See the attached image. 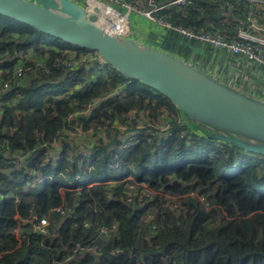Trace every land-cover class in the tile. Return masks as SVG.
Returning a JSON list of instances; mask_svg holds the SVG:
<instances>
[{"label": "trees", "instance_id": "1", "mask_svg": "<svg viewBox=\"0 0 264 264\" xmlns=\"http://www.w3.org/2000/svg\"><path fill=\"white\" fill-rule=\"evenodd\" d=\"M25 50L32 73L0 95V264H264V155L208 136L92 51L0 14V66ZM130 114L169 132H124ZM79 129L82 148L69 138Z\"/></svg>", "mask_w": 264, "mask_h": 264}, {"label": "water", "instance_id": "2", "mask_svg": "<svg viewBox=\"0 0 264 264\" xmlns=\"http://www.w3.org/2000/svg\"><path fill=\"white\" fill-rule=\"evenodd\" d=\"M0 14L96 52L121 75L165 97L186 122L205 128L208 136L264 155L263 98L228 86L164 49L126 36L128 28H118L115 19L121 17L114 18L112 11H97L74 0H0ZM164 41L173 42L167 37Z\"/></svg>", "mask_w": 264, "mask_h": 264}, {"label": "built area", "instance_id": "3", "mask_svg": "<svg viewBox=\"0 0 264 264\" xmlns=\"http://www.w3.org/2000/svg\"><path fill=\"white\" fill-rule=\"evenodd\" d=\"M94 1L96 0H83L81 4L85 3L86 5L90 6V4H92ZM103 1L108 3L109 6L119 10L118 12H122L124 9L137 10L140 14L152 21H160L162 17L166 15V13L163 12L164 9L177 8L181 12H185V7L192 4V0H136V2H133L132 0ZM143 1L148 6L147 9L143 8ZM244 1L247 2L248 8H246V10L241 15H236L231 11L233 5L229 2V0H220V6H222L224 3V5H227L230 8L229 13L226 10H222L221 14L222 12L225 14L228 13L230 18H236L231 34H228L226 29L213 31L207 29L202 31L183 29L184 27L181 26L182 24H177L175 22H167L165 24L177 32L186 35V39L191 42L206 43L215 48L223 49L232 55L244 57L250 62L255 63L261 72H264V0ZM89 56L91 59L96 60L101 67L106 65L101 61L96 52L92 51ZM27 59V56H21L22 61H26ZM83 59L87 60V57L84 55ZM23 67L24 65L17 63L13 64L11 69H4L5 67L2 68V66H0V95H2L6 90L17 86L19 82L24 79V77L21 78L22 71H24L26 75L32 73L28 67ZM20 78L21 80H19ZM127 117L128 121L137 120L134 114H130ZM165 120L170 119L167 118ZM139 122L141 123V121ZM143 127L145 126L142 125L139 130L143 129ZM126 128L127 127H125V129ZM159 128H163V131L165 132L153 134L151 131H149V133L152 135H165V133L169 132L167 127L163 126ZM122 130H124V127ZM46 224V219L41 218L37 225V229L43 231V228ZM104 232H106V230H104Z\"/></svg>", "mask_w": 264, "mask_h": 264}, {"label": "crops", "instance_id": "4", "mask_svg": "<svg viewBox=\"0 0 264 264\" xmlns=\"http://www.w3.org/2000/svg\"><path fill=\"white\" fill-rule=\"evenodd\" d=\"M132 1L136 2V0ZM76 2L79 3V1ZM142 6L144 9L148 8L144 1ZM168 9L163 10L166 15H164L160 21L149 20L137 10L130 11L128 13L130 16V24L126 36L132 37L144 44L164 49L193 64L216 80L244 93L253 94L264 99V91H261V89L257 87L258 84H264V72H261L255 63L250 62L244 57L232 55L223 49L215 48L206 43L185 42L179 32L165 24L167 22L173 23V20H176L175 22H183L182 20H178L181 19L182 16L179 15V10L177 8L173 9V16H170V11H168ZM222 15L223 17L219 19L214 18L213 20L207 21L206 23L208 25L204 24V26L212 31L226 29L227 33L231 34L236 18H230L228 13L225 14L222 12ZM213 21L220 22V24L209 25ZM192 24H195V22H191L190 26ZM165 37L170 38L173 42L166 43L164 41ZM180 42L183 44V47L176 45ZM241 74L249 75L252 84L240 82L239 77H241Z\"/></svg>", "mask_w": 264, "mask_h": 264}, {"label": "rangeland", "instance_id": "5", "mask_svg": "<svg viewBox=\"0 0 264 264\" xmlns=\"http://www.w3.org/2000/svg\"><path fill=\"white\" fill-rule=\"evenodd\" d=\"M75 1H77V0H75ZM78 1H79L80 4L83 2V0H78ZM237 1L244 2V0H237ZM194 2H195V0H192V6L193 7H190L187 11L181 12L179 10V15L182 16V18L181 19H178V20H182L183 21V25H181L182 27H184L183 29H191V30H202V31H205L208 28L206 26H204V24L205 25H208L206 22L209 21V20H213L214 18L213 17L210 18L209 17L210 15H206V13L204 11L205 9H203L202 7H197V5H195ZM94 3H98V4H94ZM90 6L93 7V8H95V9H97V11H102V10L112 11L114 18H115V14L119 15L123 21H126L125 22L126 23V28H129V24H130V22H129V20H130L129 17L130 16H129L128 13L130 11H136V10H131V9H124L122 12L121 11L118 12L119 10L115 9L112 6H109L108 3H105L103 0H96V1L92 2V4H90ZM189 6L190 5H188L186 7L188 8ZM101 7H105V9L104 8H101ZM140 8H141V6H140ZM224 8H225V6L222 5L218 10H216V13L219 12V11L221 12L222 10H224ZM199 14H204L203 15L204 16V20L200 21L198 24H194V25L192 24L190 26L191 22H193V18L194 17H199ZM221 17H223V15L220 13V15L217 18L219 19ZM173 21L175 22L176 20H173ZM175 23H177V22H175ZM219 24H220V22L213 21L209 25H219ZM179 34L183 38H187L186 35L181 34V33H179ZM46 39L47 40H51V38H49V37H46ZM21 56H27L28 57L27 60H29V63L31 61H33V59H34L27 50L20 51L17 55H13V58H16L17 57L18 59H21ZM17 64H23V61L22 60H19V61H17ZM26 67H28L29 70H31V72H32L33 65L29 64ZM99 71L102 72V73H107L108 70H106V69L103 70L101 68ZM23 72L24 71H22V77L21 78H23V77L24 78H27L28 74L26 75L25 72L24 73ZM70 76H71L72 79L74 78V75L73 74H70ZM240 76H241V77H239L240 78V82L245 83V84H252L250 82L252 80H251V78H250L249 75H247V74L246 75L241 74ZM21 78L19 80H21ZM84 78H87V77L84 76ZM90 78L95 79V71L92 72V73H90ZM22 81H20L18 85L22 84ZM257 87L260 88L261 91H264V84H261V85L258 84ZM131 121H133V120H130L129 122H131ZM92 127H95V126H92ZM141 127H142L141 123L138 120H136V123H133L130 127H127L126 129L124 128L123 131L124 132H134V131L139 130V128H141ZM143 129H146L147 131H151V133H153V134H158V133H164L165 132V131H163L164 130L163 128H159L158 126H150V127L145 126V127H143ZM85 133L86 132L82 131L81 129L77 130L76 132H72V134L69 137L70 140H71V142H72V144L75 145L77 148H82V146H84L85 145V142H86V140L84 139V136H87V134H85ZM81 181L83 182L84 180H81ZM142 186L143 187H141V193H145L146 196H148L149 194H151L149 192V186H147L146 184H143ZM61 191H62V189H61ZM139 197H140V199H142V196L141 195H139ZM148 216L151 217L152 215H150V214H146L145 215V217H148ZM15 231H16L17 237L19 238V236L21 234L20 228L18 227ZM91 250L94 251L95 254H97V256H99L100 254H102L97 246H92L91 247Z\"/></svg>", "mask_w": 264, "mask_h": 264}, {"label": "bare ground", "instance_id": "6", "mask_svg": "<svg viewBox=\"0 0 264 264\" xmlns=\"http://www.w3.org/2000/svg\"><path fill=\"white\" fill-rule=\"evenodd\" d=\"M101 8H104L105 9V7H101ZM116 15L117 14H115V18H116ZM126 21H123L122 19L121 20H117V19H115V23L117 24V26H118V28H120V29H126V23H125Z\"/></svg>", "mask_w": 264, "mask_h": 264}]
</instances>
